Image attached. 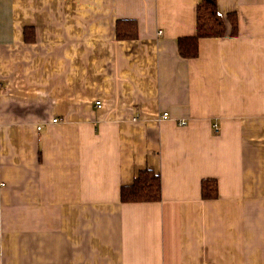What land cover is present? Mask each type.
<instances>
[{
    "label": "crops",
    "instance_id": "1",
    "mask_svg": "<svg viewBox=\"0 0 264 264\" xmlns=\"http://www.w3.org/2000/svg\"><path fill=\"white\" fill-rule=\"evenodd\" d=\"M200 1L0 0V264H264V0Z\"/></svg>",
    "mask_w": 264,
    "mask_h": 264
},
{
    "label": "trees",
    "instance_id": "2",
    "mask_svg": "<svg viewBox=\"0 0 264 264\" xmlns=\"http://www.w3.org/2000/svg\"><path fill=\"white\" fill-rule=\"evenodd\" d=\"M195 35L178 39V55L183 59L195 58L198 54L199 39L221 38L225 35V21L216 9L215 0H201L196 5ZM231 25L230 35H236L237 19L234 15L227 16ZM31 30V29H30ZM137 38L136 25L133 21H117L116 40L129 41ZM28 40V34L25 33ZM216 184L205 180L201 183L202 199H215ZM161 199L160 178L151 170H143L133 180L130 186L122 187L120 190L121 203H152Z\"/></svg>",
    "mask_w": 264,
    "mask_h": 264
},
{
    "label": "built area",
    "instance_id": "3",
    "mask_svg": "<svg viewBox=\"0 0 264 264\" xmlns=\"http://www.w3.org/2000/svg\"><path fill=\"white\" fill-rule=\"evenodd\" d=\"M95 105H96L97 108L100 107V103L99 102H97ZM162 118L163 119L167 118V113H163L162 114ZM53 122H56V120H54ZM179 125L184 126L185 123L184 122H180ZM205 264H208V263H205Z\"/></svg>",
    "mask_w": 264,
    "mask_h": 264
}]
</instances>
